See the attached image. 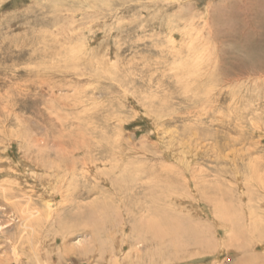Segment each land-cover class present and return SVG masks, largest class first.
<instances>
[{"label":"rangeland","instance_id":"rangeland-1","mask_svg":"<svg viewBox=\"0 0 264 264\" xmlns=\"http://www.w3.org/2000/svg\"><path fill=\"white\" fill-rule=\"evenodd\" d=\"M257 239L264 0H0V264H240Z\"/></svg>","mask_w":264,"mask_h":264},{"label":"bare ground","instance_id":"bare-ground-1","mask_svg":"<svg viewBox=\"0 0 264 264\" xmlns=\"http://www.w3.org/2000/svg\"><path fill=\"white\" fill-rule=\"evenodd\" d=\"M229 82V81H228ZM11 94V93H10ZM9 97H10V95H9ZM12 97V96H11ZM10 101V100H9ZM8 102V101H7ZM228 103V102H227ZM22 161V160H21ZM21 164V166H22V168H24V172L25 173H27L26 175L27 176H32L33 178L34 177H36V173L35 172H37V168L35 167V165H32L31 163H28V162H26V161H22V163H20ZM62 168V167H61ZM67 168V167H66ZM71 167H69L68 166V168L67 169H70ZM60 169V168H59ZM5 172V171H4ZM7 172H13L12 170H8ZM72 173H73V171H72ZM39 186H40V188H42V190H44L45 192L47 191V192H49V189H47V185H46V183L45 182H42L41 181V183H39ZM42 186V187H41ZM32 188V187H31ZM59 188H61V187H59ZM55 190V189H54ZM31 191H32V189H31ZM36 191V190H35ZM51 193V192H50ZM2 195H4V194H2ZM4 198V197H3ZM73 199V198H72ZM69 206V205H68ZM65 209V208H64ZM67 209V208H66ZM20 210V216H21V218L24 220V224L22 225L23 226V228L24 229H30V228H33L30 224H32L31 222H32V220L31 219H29V215L31 214V212H30V207L29 206H26L25 208H21V209H19ZM50 210V209H49ZM49 212L50 211H48V209L46 210V212H45V215L46 216H50L49 215ZM32 213H34V212H32ZM221 213V217L222 218H224L225 217V214L224 213H222V212H220ZM258 213V212H257ZM255 216V215H254ZM20 218V219H21ZM61 219H62V217H58L57 219H56V223L57 224H59L60 222H61ZM156 221L158 222V223H161L162 221L161 220H159V219H154L152 222H150L149 221V223H145V225H146V228L145 229H148L149 227H151L152 229H151V231L153 230V226H155L154 228H156ZM30 222V223H29ZM60 225H63V223L61 222L60 223ZM64 230V229H63ZM32 234V233H31ZM232 236V237H231ZM230 237V242L231 243H233V245H234V241H232L233 240V237H235V235H231ZM65 240V239H64ZM197 242H199L198 240H197ZM258 244H260V246H264V240H261V239H257L254 243H251V245L249 244V245H246L247 247H249V249L253 246V247H256V245H258ZM247 247H245L246 249H247ZM120 248H122L121 246H120ZM242 248V247H241ZM71 250H74L72 247L69 249V251H71ZM66 252V251H65ZM264 253V252H263ZM264 255V254H263ZM263 255H260V254H253L252 253V255H248V257H243V258H245V261H243L242 263H240V264H246L248 261H253V263H255V264H264V256ZM247 260V261H246ZM241 262V261H240ZM250 263V262H249ZM248 264V263H247Z\"/></svg>","mask_w":264,"mask_h":264}]
</instances>
